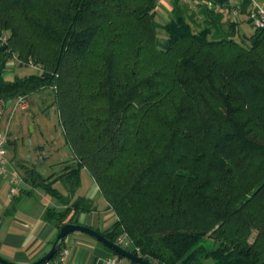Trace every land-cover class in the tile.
I'll list each match as a JSON object with an SVG mask.
<instances>
[{
	"label": "trees",
	"instance_id": "obj_1",
	"mask_svg": "<svg viewBox=\"0 0 264 264\" xmlns=\"http://www.w3.org/2000/svg\"><path fill=\"white\" fill-rule=\"evenodd\" d=\"M160 1L0 0L2 75L41 70L1 75L0 107L51 91L73 154L24 180L61 201L54 184L72 198L86 169L117 217L102 235L150 264H264V28L248 0L242 22L228 0H173L164 24ZM65 205L59 228L94 208Z\"/></svg>",
	"mask_w": 264,
	"mask_h": 264
},
{
	"label": "crops",
	"instance_id": "obj_2",
	"mask_svg": "<svg viewBox=\"0 0 264 264\" xmlns=\"http://www.w3.org/2000/svg\"><path fill=\"white\" fill-rule=\"evenodd\" d=\"M242 1L228 0V5L232 7L231 13L239 22L246 19V16H238L237 14V8H239ZM256 1L264 8V0ZM191 8L194 7L191 6ZM247 26L249 27L250 25L242 23L240 28L247 34H251L253 28L250 26L252 29L249 30ZM30 68L32 67L23 66L15 60H11L2 76L5 81L12 82L17 78L22 79L39 74L38 70L30 72ZM33 96L28 98L31 99ZM28 98L13 101L8 109H6L5 105L0 107L4 113L3 119L0 121V130L4 132L5 136L7 135L6 168L9 171L6 176L0 175V257L15 264H32L50 251L60 228L55 220H48L46 218L47 213L49 210L58 212L67 208L65 204L49 196L41 188L32 187L25 182L24 177L23 183L20 185V194L13 198L9 197L12 185L11 173L17 172L23 176L17 162L22 147L21 142L24 138L22 132L24 127H27L29 123V119L27 115L24 117L25 111H23L28 106ZM55 107L53 105V109L57 110ZM28 130L33 131V127L28 126ZM39 136L37 146L47 152L48 149L44 147L46 140H44L43 136L45 135ZM50 140L51 142H55L52 135ZM67 148L70 152L71 160L69 165H71L73 163V154L69 147ZM52 159L53 157L51 156L50 160ZM56 164L57 162L52 163L49 170L52 171L56 167ZM31 167L37 169L35 166ZM47 169H37V171L45 177L47 176L45 175L48 171ZM86 171L84 169L81 173ZM52 175H54V172H52ZM52 175H49V177ZM92 182L93 189L86 190V192L83 191L80 195L78 193L74 194L75 198H84L92 202L94 206L93 211L80 214L78 223L102 233L116 222L117 217L109 209L108 203L93 177ZM65 192L63 194L67 195V192ZM63 249L69 250V256L64 264H106L107 260L115 255L104 244L82 233L69 235L65 240ZM121 264L133 263L127 262L125 259Z\"/></svg>",
	"mask_w": 264,
	"mask_h": 264
},
{
	"label": "rangeland",
	"instance_id": "obj_3",
	"mask_svg": "<svg viewBox=\"0 0 264 264\" xmlns=\"http://www.w3.org/2000/svg\"><path fill=\"white\" fill-rule=\"evenodd\" d=\"M172 1L173 0L160 1L159 7L157 9V21L159 23L164 24L165 22L169 21L171 17ZM180 1L183 3L188 2L189 4H191L192 7H196V2L194 0ZM247 28L249 30L252 29L250 26H247ZM11 60L15 59L13 58ZM29 70L30 72L37 71V69L35 70L32 68H30ZM28 101V106H26V110L23 111H25L24 117L27 115L29 119V123L27 125L33 127V131H29L27 126L24 127L22 132L24 138L21 142L22 147L20 149L18 157L19 160L17 162L19 165L18 167L21 170L23 176L21 174L20 175L22 177H24V175L26 176L23 167L31 168V166H35L38 170H44V168H48V171L45 174L47 176H42L44 178H50V181L52 182L58 177H60L64 169L70 163V152L67 148L69 146L67 145L65 140L64 130L60 122L58 110L53 109V97L51 91H44L38 93L37 95L33 96V98H28ZM39 135H45L43 136L44 140H46L44 147L48 149L47 152L38 148L37 146L40 137ZM51 135L53 136V139H55V142H51ZM51 156L54 160H50ZM54 162H57V164L55 165L56 167L51 171L49 170V167ZM52 172H54V175H52ZM49 175L52 176L49 177ZM81 180V185L77 188L75 194L78 193L80 195L83 193V191L86 192V190H91V188L93 189L92 177L87 171L81 173ZM54 187L57 188L62 194L66 191L61 182L55 183ZM62 198L63 200L59 201L62 204L69 203V201L73 202L77 199L75 198V196L71 198L68 193L67 195L63 194ZM126 261L129 262L128 260Z\"/></svg>",
	"mask_w": 264,
	"mask_h": 264
},
{
	"label": "built area",
	"instance_id": "obj_4",
	"mask_svg": "<svg viewBox=\"0 0 264 264\" xmlns=\"http://www.w3.org/2000/svg\"><path fill=\"white\" fill-rule=\"evenodd\" d=\"M248 1L251 3L250 18L253 21V28L254 29L264 28V8L260 6L256 0H248ZM8 36L9 34L7 32L1 33L0 43L3 45L6 44L8 41ZM30 67L37 69L39 73L41 72L40 68L36 67L33 63H30ZM3 116L4 113L0 109V121L3 119ZM6 143H7V138L4 132L0 130V175H5V176L9 172L6 168L7 165ZM11 182L12 185L9 192V197L13 198L19 195L21 192L20 185L23 183V177L17 172H12ZM129 243L130 242L126 236L120 237L116 242V244H118L119 246L125 249H127ZM68 256H69V250L62 249V251L60 252V254H58L56 258L52 259L46 264H64ZM122 261L123 260L120 258V256L114 255L112 258L107 260L106 264H121Z\"/></svg>",
	"mask_w": 264,
	"mask_h": 264
},
{
	"label": "water",
	"instance_id": "obj_5",
	"mask_svg": "<svg viewBox=\"0 0 264 264\" xmlns=\"http://www.w3.org/2000/svg\"><path fill=\"white\" fill-rule=\"evenodd\" d=\"M1 75H2V69H1V60H0V82H1ZM12 100L8 101L6 103V109L9 108V106L12 104ZM73 233H82L85 235H88L96 240H98L99 242H101L102 244H104L107 248H109L111 251H113L114 254L119 255L120 257L133 262L135 264H150L147 261H145L142 257L136 255L135 253L119 246L118 244L110 241L109 239H107L104 235H102V233L81 225V224H74V223H67L64 226H62L59 230V233L57 235L56 240L54 241L50 251L44 255L42 258H40L39 260H37L36 262L32 263V264H46L49 261H51L52 259L55 258V256L59 253V251L62 249L66 238L73 234ZM0 264H15L12 263L10 261H7L5 259H3L2 257H0Z\"/></svg>",
	"mask_w": 264,
	"mask_h": 264
}]
</instances>
